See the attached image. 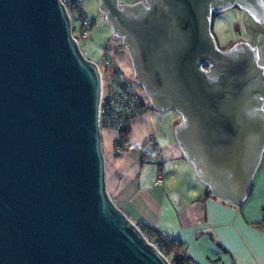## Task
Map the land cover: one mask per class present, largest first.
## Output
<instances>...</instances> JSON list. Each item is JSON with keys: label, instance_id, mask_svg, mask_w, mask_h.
Returning a JSON list of instances; mask_svg holds the SVG:
<instances>
[{"label": "water", "instance_id": "water-1", "mask_svg": "<svg viewBox=\"0 0 264 264\" xmlns=\"http://www.w3.org/2000/svg\"><path fill=\"white\" fill-rule=\"evenodd\" d=\"M96 1L149 106L179 114L198 179L241 206L264 153V65L258 34L221 50L212 15L264 29V0ZM100 92L59 0H0V264H170L106 193Z\"/></svg>", "mask_w": 264, "mask_h": 264}, {"label": "crops", "instance_id": "crops-1", "mask_svg": "<svg viewBox=\"0 0 264 264\" xmlns=\"http://www.w3.org/2000/svg\"><path fill=\"white\" fill-rule=\"evenodd\" d=\"M228 11L212 22L217 43L224 47L235 38L233 26L243 24L245 16L238 9ZM240 35L242 40L248 39L245 28ZM110 41L109 26L99 17L79 49L97 64L101 48L106 44L109 47ZM258 44L260 64L264 65V40L259 38ZM113 53V63L131 77L128 54ZM179 121V114L173 110L139 114L128 123L129 146L124 152H116L117 132L100 130L104 183L110 201L133 224L146 225L179 240L182 252L194 264H264V153L249 195L235 207L206 195V185L176 144L174 127ZM146 144L147 148L153 145L155 153L141 161L139 150ZM158 176L161 185L155 183Z\"/></svg>", "mask_w": 264, "mask_h": 264}, {"label": "built area", "instance_id": "built-area-1", "mask_svg": "<svg viewBox=\"0 0 264 264\" xmlns=\"http://www.w3.org/2000/svg\"><path fill=\"white\" fill-rule=\"evenodd\" d=\"M70 20L71 36L79 46V41L88 40L92 30V19L85 13L80 0H59ZM78 20L79 37L73 35L72 18ZM126 51L120 43L114 48L105 46L101 62L108 70V82L104 83L103 74L101 76V92L98 103V125L99 129H110L118 133L134 117L143 113L144 106H149L141 94L138 86L134 83L132 77L126 75L112 61L113 52ZM125 149L118 148L116 152H124ZM156 185H161V177L158 176ZM264 230V225L262 226Z\"/></svg>", "mask_w": 264, "mask_h": 264}, {"label": "trees", "instance_id": "trees-1", "mask_svg": "<svg viewBox=\"0 0 264 264\" xmlns=\"http://www.w3.org/2000/svg\"><path fill=\"white\" fill-rule=\"evenodd\" d=\"M217 16H218L217 14L212 15V22H213L214 18ZM91 19H92V23H93L92 24V28H93L95 25L96 19L95 18H91ZM253 26H255V25H253ZM257 28L259 29V32H257L258 34H260L259 37L264 40V29H260L259 27H257ZM238 41H240V40L237 39L236 41L229 43L226 47L220 48V49L225 50ZM148 110H152V108L150 106H144L142 111L144 113ZM128 123L125 125L124 128H122L120 131H118V140L115 142V146L118 148L124 149L125 147L129 146L128 145V131H129ZM147 145L148 144L144 145L139 150L141 161L146 157V155H151V154L155 153V147L153 145H150V147L147 148ZM206 195L211 196L208 188H207ZM136 226L143 233V235L147 239V241L150 242L151 244H153L164 257L167 258L168 256H170V258H171L170 264H194L182 252L181 243L179 240H177L173 237H170L168 235H165L156 229L147 227L146 225H136Z\"/></svg>", "mask_w": 264, "mask_h": 264}, {"label": "rangeland", "instance_id": "rangeland-1", "mask_svg": "<svg viewBox=\"0 0 264 264\" xmlns=\"http://www.w3.org/2000/svg\"><path fill=\"white\" fill-rule=\"evenodd\" d=\"M80 1L82 3V7H83V9H84V11H85V13L87 14L88 17L95 18V19H97V18L100 17V18L103 19V16L101 15V13L98 10V2L96 0H80ZM134 1H137V0H120L121 3H126V4H130V3L134 2ZM227 12H229V11H227ZM72 23H73V27L75 28V30L73 32V35H74V37L78 38L79 37V31H78V25H79V23H78V20L75 17H73L72 18ZM253 25L254 24L252 23V21L247 17V15H245L244 16V23L243 24H235L233 26V32H234L235 38L233 40H231L229 43L234 42L237 39L242 40L240 33H241V31H244V28H245V30H248L249 32H251L250 35H248V39H247V41L251 42L252 39H253V37H254V35H255V32H256L255 30L258 29L256 25L255 26H253ZM109 29H110V27H109ZM224 32H226V30ZM257 32H259V29L257 30ZM227 34H229V30L227 31ZM259 35L260 34H258L257 41H259V38H260ZM224 36H226L225 33H224ZM118 41H119V44H120V40L119 39L114 38V37L111 36V41H110L109 48L116 47L115 44ZM83 43H84V41H79V45H82ZM218 44H219V47L220 48H224V46H222L220 42ZM105 46H107V44ZM105 46H103L101 48V58H102V54H103V48ZM259 63L262 64V59H261V61H259ZM97 64L99 65L100 71L103 74V79H104L103 81H104L105 84H107V82H108V71L105 68L104 64L101 62V60ZM131 77H132V72H131ZM139 90H140V94L143 97L144 101L148 104V100L146 99V97H145L144 93L142 92L141 88ZM166 259L170 263V260H171L170 256H168Z\"/></svg>", "mask_w": 264, "mask_h": 264}, {"label": "flooded vegetation", "instance_id": "flooded-vegetation-1", "mask_svg": "<svg viewBox=\"0 0 264 264\" xmlns=\"http://www.w3.org/2000/svg\"><path fill=\"white\" fill-rule=\"evenodd\" d=\"M137 1H138V0H137ZM134 2H135V1H134ZM244 14H245V13H244ZM219 15H220V14H219ZM245 15H246V14H245ZM246 31L248 32V35H250L251 32H249L248 30H246ZM255 31H256L255 34H258V33H257V30H255ZM257 37H258V36H257ZM246 40H247V39H246ZM257 43H258V41H257ZM218 46H219V44H218ZM258 47L260 48V44H258ZM219 48H220V47H219Z\"/></svg>", "mask_w": 264, "mask_h": 264}]
</instances>
